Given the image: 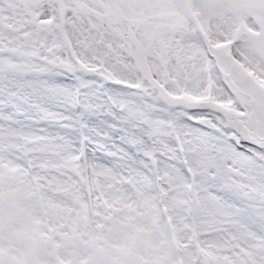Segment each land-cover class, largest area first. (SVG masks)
Instances as JSON below:
<instances>
[{
	"label": "snow or ice",
	"instance_id": "snow-or-ice-1",
	"mask_svg": "<svg viewBox=\"0 0 264 264\" xmlns=\"http://www.w3.org/2000/svg\"><path fill=\"white\" fill-rule=\"evenodd\" d=\"M0 264H264V0H0Z\"/></svg>",
	"mask_w": 264,
	"mask_h": 264
}]
</instances>
